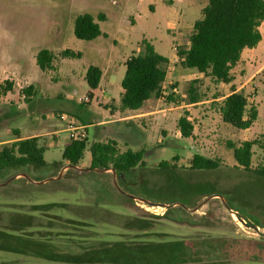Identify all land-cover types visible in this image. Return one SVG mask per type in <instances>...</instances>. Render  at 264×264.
Returning a JSON list of instances; mask_svg holds the SVG:
<instances>
[{"label": "rangeland", "instance_id": "obj_1", "mask_svg": "<svg viewBox=\"0 0 264 264\" xmlns=\"http://www.w3.org/2000/svg\"><path fill=\"white\" fill-rule=\"evenodd\" d=\"M206 2L0 0V81L14 85L0 95V150L14 131L39 135L44 163L0 170V264H264V179L237 168L227 148V142L255 141L251 169L264 165V67L242 88L247 109L257 111L255 122L247 130L223 123L211 102L231 88L182 67L176 56ZM180 11L188 16L177 25ZM84 13L106 17L95 20L101 35L91 41L73 35V21ZM142 39L168 58L163 91L173 92L174 102L152 98L140 110L122 112L124 63L142 50ZM41 49L56 55L54 70L38 69ZM65 49L81 57L63 59ZM255 54L248 72L238 66L231 72L234 89L264 64V53ZM89 65L103 76L95 96L81 104L91 91L84 80ZM193 80L202 101L191 105L186 96ZM28 86L35 90L29 98L23 93ZM147 110L156 115L138 116ZM60 113L85 134L79 166L89 164L92 143L107 140L121 152L143 150L141 164L120 181L111 171L67 167L61 155L70 132ZM185 113L193 126L189 138L177 127ZM194 154L219 167L191 170ZM163 161L174 168L159 169ZM149 204L163 206L164 214ZM229 209L259 230L245 228ZM231 243L253 247V257H234Z\"/></svg>", "mask_w": 264, "mask_h": 264}, {"label": "trees", "instance_id": "obj_2", "mask_svg": "<svg viewBox=\"0 0 264 264\" xmlns=\"http://www.w3.org/2000/svg\"><path fill=\"white\" fill-rule=\"evenodd\" d=\"M105 21L102 13L96 18L84 13L73 21V35L82 41H91L101 35L100 27L95 22ZM264 20V0H207L201 9V16L195 20L188 38L187 46L176 49V56L182 67L202 74L216 84L228 85L232 82V69L237 65L244 49H252L261 41L259 26ZM142 50L129 57L125 63V71L120 82L121 93L119 109L137 111L145 102L155 98L174 102V93L164 94L163 83L166 79V67L169 60L157 53L153 45L142 39ZM63 59H79L81 54L65 49L60 52ZM55 54L47 49L39 50L35 55V64L42 72L54 70ZM102 77V71L90 65L85 70L84 80L90 90L97 89ZM198 83L193 80L189 84L186 104H197L202 96L194 88ZM175 87H172L173 90ZM13 90V82L7 79L0 81V95L6 96ZM25 97L34 95L33 87L23 90ZM88 99L92 98L88 92ZM215 97L211 106L218 113L221 121L239 130H247L255 122L257 111L247 109V100L242 91L234 89L220 101ZM29 99H26L28 101ZM83 104V103H82ZM185 113L177 121V127L182 138L191 137L193 126ZM38 136L21 138L14 131L10 144L0 150V170L10 167L42 166L43 148L39 146ZM255 141H243L239 145L227 142V148L232 151V157L237 168L251 172L255 177L264 179V165L251 169L252 148ZM86 148V138L69 140L63 147L61 159L63 164L79 166ZM90 164L88 169H113L117 181L123 180L125 174L142 162L143 150H126L121 152L113 140L94 142L89 147ZM174 160L177 158L174 157ZM219 167L217 160L194 154L190 161L191 170H215ZM159 169H172L168 162H160ZM168 209L166 210V213ZM57 221V220H56ZM59 222V221H58ZM63 226V225H62ZM246 244L251 240H246ZM231 243L234 257L251 259L253 247L245 248ZM79 260V259H78ZM79 262V261H77Z\"/></svg>", "mask_w": 264, "mask_h": 264}, {"label": "crops", "instance_id": "obj_3", "mask_svg": "<svg viewBox=\"0 0 264 264\" xmlns=\"http://www.w3.org/2000/svg\"><path fill=\"white\" fill-rule=\"evenodd\" d=\"M171 3H173V0H171ZM204 7V6H203ZM202 7V8H203ZM190 14H192V13H190ZM184 15H187L188 16V14L186 13V12H179L178 14H177V16H176V24L178 25V23H180V22H178V20L182 17V16H184ZM105 16V15H104ZM199 19V18H198ZM105 20H106V17H105ZM181 21V20H180ZM259 32H260V34H261V41L257 44V46L255 47V48H252V49H244L243 51H242V53H241V58H240V60H239V62L237 63V65L236 66H238V67H240V69H244V70H246V72H248V70H249V66L251 65V63H250V61L251 60H254V58H255V52H262V53H264V20H263V22L261 23V25L259 26ZM146 40V39H145ZM175 50V49H174ZM168 59V58H167ZM90 66V65H89ZM236 66L233 68V69H235L236 68ZM242 67V68H241ZM264 67V64L262 65V66H260L256 71H255V73L254 74H252L250 77H248V78H246L245 79V81L243 82V84H241L238 88H236V89H234L233 87H232V82L230 83V84H228L227 86H229L230 88H231V90L232 89H234L236 92H238V91H242V88L245 86V85H247V83L249 82V81H251V79H252V76L253 75H255V74H257L262 68ZM99 68V67H98ZM110 68H111V66H110ZM100 69V68H99ZM233 69H232V71L231 72H233ZM101 70V69H100ZM52 71V70H51ZM102 71V70H101ZM85 75V74H84ZM102 76H103V72H102ZM101 79H102V77H101ZM101 81V80H100ZM233 81V80H232ZM224 85V84H223ZM14 86V85H13ZM231 90H230V92H231ZM33 91L35 92V90L33 89ZM89 92H91V94H92V97L93 96H95V93H96V89L95 90H91V91H89ZM229 92V93H230ZM121 93V92H120ZM228 93V94H229ZM227 94V95H228ZM226 95V96H227ZM224 97V96H223ZM223 97H221V98H218L217 99V101H220ZM220 99V100H219ZM149 101V100H148ZM148 101H147V103H148ZM146 103V102H145ZM144 103V104H145ZM144 104H143V106H144ZM142 106V107H143ZM141 107V108H142ZM140 108V109H141ZM139 109V110H140ZM108 111H109V109H108ZM124 112H130V111H124ZM132 112H134V111H132ZM156 112H153V111H149V110H147L146 112H144V113H142V114H139L138 116H145V115H156L155 114ZM60 114H62V113H60ZM58 115L59 114H57V118H59L58 117ZM112 117H115V114H113V115H111ZM137 116V115H136ZM135 116V117H136ZM137 116V117H138ZM128 118H130V116H126V117H124V118H121V119H119V120H114V121H126V119H128ZM33 136H38L39 137V135H31L30 137H33ZM21 138H24V137H21ZM68 143V142H67ZM66 143V144H67ZM89 164H90V162H89ZM89 164L88 165H81V166H78L79 168L81 167V168H85V167H87L86 169H88V167H89ZM64 165H65V163H64ZM101 173H105V172H101ZM18 175H16V177H17ZM18 179V178H17ZM16 179V180H17Z\"/></svg>", "mask_w": 264, "mask_h": 264}, {"label": "built area", "instance_id": "obj_4", "mask_svg": "<svg viewBox=\"0 0 264 264\" xmlns=\"http://www.w3.org/2000/svg\"><path fill=\"white\" fill-rule=\"evenodd\" d=\"M88 102H89L88 98H83L82 100L79 101V103H81V104L82 103H88ZM58 117H59L60 120H62V121H64L66 123V125H67V129L66 130L70 132L68 141L71 140V139H73V140H77V139L81 140V139L85 138V134L82 131V129L81 128H77L75 125H73L72 123L68 122L67 118H66V116L64 114H59ZM148 207L150 209H152V211L156 215L162 216L164 214L163 211H161V210H163V208L161 206H156V205H153V204H149ZM157 210H160L161 212L158 214ZM239 222H241V224L243 226L247 225L244 219H242ZM245 228L253 230L252 228H250L248 226L245 227ZM253 231H255V230H253Z\"/></svg>", "mask_w": 264, "mask_h": 264}, {"label": "water", "instance_id": "obj_5", "mask_svg": "<svg viewBox=\"0 0 264 264\" xmlns=\"http://www.w3.org/2000/svg\"><path fill=\"white\" fill-rule=\"evenodd\" d=\"M67 167H69V168H72V169H76V170H78V171H84V170H90V169H82V168H79V167H77V166H67ZM93 171H96V172H107V171H111L112 172V174H113V176H115V172H114V170L113 169H108V170H99V169H92ZM24 178H27V176L26 175H24V174H21ZM45 181H40V182H37V184H42V183H44ZM132 199H134V200H139V201H141V202H144L145 203V201H143V200H141V199H137V198H133V197H131ZM156 206H161V205H156ZM163 207V206H162ZM165 208H167L166 206H164ZM229 211L232 213V214H235V216L237 217V220L238 221H241L243 218H241L239 215H237L236 213H233L232 212V210H230L229 209ZM248 227H250V228H252L253 230H255V231H258L259 230V227H257V226H255V225H250V224H248L247 225ZM258 234H260V235H263V234H261V233H259L258 232Z\"/></svg>", "mask_w": 264, "mask_h": 264}, {"label": "bare ground", "instance_id": "obj_6", "mask_svg": "<svg viewBox=\"0 0 264 264\" xmlns=\"http://www.w3.org/2000/svg\"><path fill=\"white\" fill-rule=\"evenodd\" d=\"M232 216H233V218H235V215L234 214H232Z\"/></svg>", "mask_w": 264, "mask_h": 264}]
</instances>
